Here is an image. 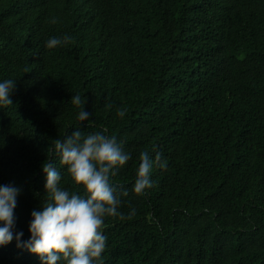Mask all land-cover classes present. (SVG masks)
Here are the masks:
<instances>
[{"label":"trees","instance_id":"16d2710c","mask_svg":"<svg viewBox=\"0 0 264 264\" xmlns=\"http://www.w3.org/2000/svg\"><path fill=\"white\" fill-rule=\"evenodd\" d=\"M3 78L0 183L20 188L21 240L46 197L42 163L84 194L53 140L103 130L129 159L109 177L120 203L98 264H264V0H0ZM141 151L153 183L135 193ZM0 264L41 262L13 239Z\"/></svg>","mask_w":264,"mask_h":264},{"label":"clouds","instance_id":"9594fccd","mask_svg":"<svg viewBox=\"0 0 264 264\" xmlns=\"http://www.w3.org/2000/svg\"><path fill=\"white\" fill-rule=\"evenodd\" d=\"M51 22H55V17ZM69 39L67 35L51 36L44 41V47L51 49ZM14 86L12 78L0 79V106L12 103L10 92ZM69 100L78 109L76 121L86 120L90 113L84 109L85 100L80 93L72 94ZM125 111L117 108L116 115L123 117ZM49 151L59 157L72 184L81 187L84 194L62 187L61 173L52 162L42 163L46 197L40 207L31 210L30 235L21 240L22 231H14L13 212L20 188L11 182L0 183V246L15 239L17 247L37 254L41 264H98L105 247L100 226L105 216L118 213L120 203L119 193L109 183V177L129 159V153L114 135H105L103 130L82 133L79 128L63 139H54ZM155 160L159 161L158 155ZM152 166L148 153L141 151L132 183L135 193L143 192L153 183Z\"/></svg>","mask_w":264,"mask_h":264}]
</instances>
